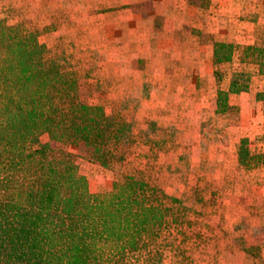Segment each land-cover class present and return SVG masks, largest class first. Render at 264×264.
Here are the masks:
<instances>
[{
    "label": "trees",
    "instance_id": "obj_1",
    "mask_svg": "<svg viewBox=\"0 0 264 264\" xmlns=\"http://www.w3.org/2000/svg\"><path fill=\"white\" fill-rule=\"evenodd\" d=\"M50 27L28 16L10 22L0 10V264H160L162 247L177 264H192L220 228L218 188L184 179L183 190H162L170 140L156 122L137 127L127 101L79 103L77 86L93 75L94 57H79L68 37L45 40ZM232 56L231 45L214 44V64ZM237 60L264 77V40ZM226 96L218 93L217 113ZM258 140L239 141L237 163L264 186ZM83 144L100 167L116 170L110 189L92 193L65 149Z\"/></svg>",
    "mask_w": 264,
    "mask_h": 264
},
{
    "label": "crops",
    "instance_id": "obj_2",
    "mask_svg": "<svg viewBox=\"0 0 264 264\" xmlns=\"http://www.w3.org/2000/svg\"><path fill=\"white\" fill-rule=\"evenodd\" d=\"M1 5L48 17L65 14L66 28L92 44L95 71L87 83L93 90L99 78L106 80L98 90L110 101L130 100L137 127L155 121L171 131L169 138H178L176 159L160 177L162 190L178 187L187 170L190 177L211 172L204 184L220 189L218 202L252 205L250 214L238 217L261 228L264 187L250 184L236 151L242 138L264 135V77L237 57L243 47L263 43L264 0H0ZM215 43L232 46L230 61L214 64ZM231 84L246 90L231 93ZM220 92L227 95V109L217 113ZM212 136L216 159L210 160L211 146L204 142ZM238 256V264H264Z\"/></svg>",
    "mask_w": 264,
    "mask_h": 264
},
{
    "label": "rangeland",
    "instance_id": "obj_3",
    "mask_svg": "<svg viewBox=\"0 0 264 264\" xmlns=\"http://www.w3.org/2000/svg\"><path fill=\"white\" fill-rule=\"evenodd\" d=\"M0 10L6 15L7 19L10 22H16L23 18L24 16L31 17L35 23L40 24L41 27L43 26H52L50 29H55L56 31H49L46 33L45 40L49 42H53L54 39L58 37H65L70 38L75 45L77 54L79 57L85 58L87 55H93L94 52L92 49V44L86 43L84 41L80 42V38L76 35V32L70 31L69 28L65 26V14H60L61 12H57L58 14H54L48 17V13L46 12H27V11H20L11 9L10 6H0ZM61 15V16H60ZM65 29V33L61 32L62 29ZM67 30V31H66ZM61 32V33H60ZM44 40V39H43ZM91 54H90V53ZM83 61V60H81ZM84 62V61H83ZM87 69V67H84ZM93 76L91 75L90 78H85L78 83L77 86V101L81 104H97L102 103L108 106L110 102V96L107 97L104 92L98 90L100 84L99 82L107 84L106 80H99L97 83V89L93 90V83L88 80H91ZM86 81V82H85ZM260 86L264 89V78H262V83ZM120 100V102L127 101L131 104L129 109L133 108V103L125 98H113ZM122 99V100H121ZM109 112L110 107H107ZM134 112H136V108L134 107ZM135 116V115H134ZM155 122V121H154ZM157 127L159 128L158 124L156 123ZM161 129V128H160ZM165 133V138L170 140V145L164 147L166 152L168 153V157L165 159V164L170 163L172 165V161H174L175 153L179 152V140L178 138H169L168 136L171 134V131L161 129ZM251 146H259L258 141L264 145V135L257 136L253 138H248ZM47 138L43 137L42 141H46ZM215 138L212 136L210 139H207L205 144H209L211 146V152L207 158L210 160L216 159L214 155V149L212 145H214ZM65 149L70 153L73 162L79 167L82 175L88 181L89 189L92 193H101L108 189H110L111 184L117 178V173L115 169L107 170L100 167L92 158V151L88 149L87 146L83 145H69L65 146ZM208 155V154H207ZM161 156V155H160ZM180 160H184V157L180 155ZM215 161V160H214ZM163 162V161H162ZM188 171V170H187ZM186 171L184 178L180 182L178 187L169 188L167 193H173L176 189L180 191L183 190L184 179L188 180L189 187H202L204 189L211 190L214 186H207L204 184V181H208L211 172L203 176H197L192 174L190 177L189 172ZM213 171V170H212ZM167 172V171H165ZM163 172V173H165ZM161 173V175L163 174ZM201 173V172H200ZM219 173L218 170L214 172ZM160 175V177H161ZM248 175V174H247ZM197 176V177H196ZM159 177V178H160ZM248 179L249 175H248ZM160 183V179H159ZM252 185V183L250 182ZM254 186V185H253ZM218 188L217 186H215ZM264 187V186H261ZM219 190V194L217 196V205L219 206L217 213L215 214V222L219 223V229H212V237L215 239L207 244L208 250L207 254H204L201 250L196 252L192 257V264H238L241 262V257L238 255L244 254L246 260L250 261H259L262 259L264 261V249H261L262 244H264V214L262 215V226L260 229H252V221L247 217H238L239 214H250L252 205L249 204H242L238 203L235 206H224L218 202L220 198L221 191ZM166 192V191H165ZM217 217H220L218 219ZM260 221V222H261ZM223 232V234H221ZM245 250V252L243 251ZM160 252L163 255L162 261L160 264H177L176 261L173 260L170 254V250L167 248H160ZM259 259V260H258ZM248 264V263H246ZM254 264V262H253Z\"/></svg>",
    "mask_w": 264,
    "mask_h": 264
}]
</instances>
